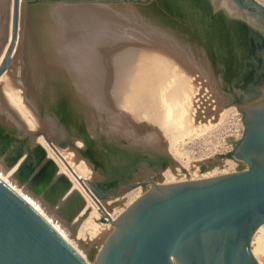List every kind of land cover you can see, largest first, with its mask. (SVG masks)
Masks as SVG:
<instances>
[{
	"label": "water",
	"instance_id": "water-1",
	"mask_svg": "<svg viewBox=\"0 0 264 264\" xmlns=\"http://www.w3.org/2000/svg\"><path fill=\"white\" fill-rule=\"evenodd\" d=\"M243 1H22L13 72L32 115H53L62 102L78 126L164 155L172 124L156 117L150 129L148 115H138L165 113L154 92L169 83L168 65L193 67L222 110L242 105L245 132L229 156L248 168L170 184L146 179L151 189L112 221L96 264H260L252 242L264 224V6ZM20 5L13 0L0 76L12 62ZM0 264L88 263L0 180Z\"/></svg>",
	"mask_w": 264,
	"mask_h": 264
},
{
	"label": "rangeland",
	"instance_id": "rangeland-1",
	"mask_svg": "<svg viewBox=\"0 0 264 264\" xmlns=\"http://www.w3.org/2000/svg\"><path fill=\"white\" fill-rule=\"evenodd\" d=\"M22 1L102 0H21L18 39L15 43L14 50L12 51L11 65L4 73V75L6 74L5 80H7L6 82L4 81V85H2L3 81L0 82L3 87L0 89V100L4 99L8 101L14 108L17 106L16 110L20 109L18 107L19 105H16L18 104L19 98L21 101L22 99L21 97L18 98L17 96L16 98L14 97V99L13 97L11 98L9 96L10 90H8V87H18L14 77L13 66H21ZM256 1L264 6V0ZM12 11V0L0 1V65L11 42L9 37L12 36L13 32ZM9 76L12 77L11 81L8 82ZM218 109L222 110L221 104L220 108ZM222 111H224V114L221 116L218 115L216 118H212L211 122H214V124L210 128L204 132L191 134L192 136L187 135L182 141H175V143L173 142L171 145V150L164 155L157 151L156 153L158 155H153L151 150L150 152H144L108 143L104 144L100 149L95 147V139H88L86 143H83V147H76L79 154L81 155L80 167L86 171H90L92 173L95 172L94 174L100 177L89 178L88 182L84 181V184L78 180L75 173L73 174V168L71 165L69 166L68 161L64 159L58 152V148L65 149L70 147L69 149H72L75 143L73 144L72 141V143L67 145L59 144V147H57L58 145L55 143L53 138H50L49 133L46 131H41L36 138H39V140L41 138L42 140L40 141L42 143H35L36 147L34 148L39 151H43L40 152L44 153V159L49 161L51 165L50 167L51 169L55 170L56 176L61 175V179L67 181L68 188H74V186H77L79 190L77 189L76 191H72L71 196H74L77 199L79 205L81 204V206H83L86 204L84 206L86 207L84 210L85 212L82 214L81 210L74 208L73 202H71L70 199L68 201L66 200V197H60V195L58 196V193H56L53 189H50L48 184L40 183L37 179H34V177H36L34 174L37 173L39 167L37 165V167L32 168L28 164L29 162L27 161V155L29 154H25V151L29 152L26 149H31V145L33 144L28 138L24 137V126L19 129L14 126L12 127L0 124V162L9 170L13 171L14 177L22 186H25V189H29L28 191L32 195H36V198L44 202V204L59 219H61L66 225L71 226L73 232L79 234L81 237L80 239L83 241L87 239L86 231L89 223L112 224L113 217H115L113 219L118 218V216H120L140 197H135V192L139 187L143 186V182H146V176H148L147 174L150 175V177L148 176L150 179L157 181L160 175L159 173H173L174 168L181 169V164L188 167L191 166V164L197 162H202V164L199 166V171L201 173L212 170L217 171L213 176L233 173L235 165L237 163H240L241 165V162H238V159L235 157H230L229 153L234 151L239 140H241L245 132L242 105H234ZM38 113L40 114L38 117L41 119L47 115L45 112H42V110H40ZM20 115V118H22L21 120H24V113H20ZM64 115L65 114L62 113L61 109L54 108L51 118H57V122L59 124L64 123L68 125L67 131L70 135H72V130H70L71 128L69 127L71 124L70 119L68 117L66 119ZM63 119H65V121ZM173 159L180 164L175 162ZM202 167H205V170H202ZM155 172L156 174H153ZM138 173H140V178L137 175ZM90 183H94L97 187H100L101 189L108 192L106 193L108 196L105 198L99 197L91 188ZM130 184H134L135 186L130 187ZM161 184L170 183L166 182ZM105 208L107 209L106 214L103 212L105 211ZM93 212L98 213V217L94 218L92 215ZM73 241L76 243V240ZM103 245L104 244L100 245L99 247L98 245H95L81 248L82 254L85 256V259L88 261V263L96 264L97 257L101 252ZM253 249L255 250L254 255L260 264H264V224L262 225V229L257 230L254 235L252 242V250Z\"/></svg>",
	"mask_w": 264,
	"mask_h": 264
},
{
	"label": "bare ground",
	"instance_id": "bare-ground-1",
	"mask_svg": "<svg viewBox=\"0 0 264 264\" xmlns=\"http://www.w3.org/2000/svg\"><path fill=\"white\" fill-rule=\"evenodd\" d=\"M9 38L11 39V36ZM192 69L193 67H188V70L190 72V74H188L180 66L174 64L168 65L167 73H168L169 83L165 84L159 91L154 92L155 94L159 95L158 97V101L160 103V105L158 106L159 109L165 111V113L151 114L146 110L143 113H139L138 115V118L140 120L144 119L143 116L148 115L147 123H148V128L150 129H152L151 120L156 117H164L170 124H172L171 145L173 142L175 143V141L177 142L182 141L187 135L189 136L191 134H197L206 131L214 124V122L213 123L211 122L212 118H216V116L218 115L221 116L222 114H224V111L218 109L220 108L221 100L219 99L214 88L205 83H202L203 81L202 78L195 80V76ZM11 77L10 76L8 77L9 79L8 82L11 81ZM5 78H6V74L4 75L3 73V75L0 76V82L3 81L2 85H4V81L6 82L7 80V79L5 80ZM8 82L7 84L9 85ZM2 85L0 84V89L3 88ZM8 90H10L9 96L11 98L13 97L14 99V97L16 98V96L18 98L21 97L18 87L13 88L10 86L8 87ZM19 100H18V104H16L19 105L18 106L20 108L19 110H16L17 108L16 105H15L16 108H14L12 107V105H10L8 101L4 99L0 100V124H4L5 126H12V127L14 126L19 129L24 126V131H23L24 137L28 138L29 141L33 144L31 145L32 147L31 149H26L29 152L25 151L26 152L25 154H30L32 151L36 150L34 148L36 147L35 143L37 142H39V144L42 143L40 141L42 140L41 138L40 140L39 138L38 139L36 138L41 131L48 132L50 138H53L55 143L58 145L57 147H59V144L67 145L69 143H72L73 141V144L75 143L73 146L75 149L73 147L72 149H69L70 147L65 149L58 148V152L64 159L68 161L69 166L71 165V167L73 168L72 169L73 174L75 173L85 182H88L89 178L98 177V175L94 174L95 172L92 173L80 167L81 155L79 154L76 147H83V143H86L88 139L90 140L95 139L96 140L95 147H98L100 149L104 144L108 143V144L122 146L128 149H136L139 151L150 152V149L123 145L101 134H98L88 128L78 126L70 108L62 102H60L55 107H53V109L54 108L61 109L62 113L65 114L64 117H66V119L67 117L70 119L71 124L69 125V127L71 128L70 130H72L71 132L72 135H70L67 131L68 125L64 123L59 124L57 122L58 119L51 118L52 116L48 113H46L47 115L44 114L45 116L42 119L38 117L40 116V114L38 113L39 111L36 114L32 115L28 110V108L25 106V104L21 100H20L21 102ZM20 113H24V120H21L22 118H20L21 116ZM63 120L65 121V119ZM151 153L153 155H158L156 153V150H151ZM46 161L47 160L44 159L43 163H45ZM201 164L202 162H197L191 164V166L188 167L181 164L180 165L181 169L174 168L173 173H169V174L164 172L159 173L160 174L159 178L157 179V181H155V183L156 184H161L166 182L174 183V182L205 178V177L213 176L215 172H217L216 170H212L209 172L201 173L199 171V166ZM153 174H156V172ZM137 175L140 178V173H138ZM147 175L150 177L149 174ZM148 176H146L147 179L149 178ZM61 178H62L61 175H58L53 178L55 192L58 194H63L62 197H66V200L68 201L70 199L71 202H73L74 208L81 210V214L84 213L85 212L84 210L86 209V207L84 206L86 204H84L83 206H81V204L79 205L77 199L74 196H71L72 191H76L78 189L77 186H74V188H67V181ZM0 180L3 183H5L10 189H12L16 194H18L24 201H26L36 212H38L76 250V252L85 261L86 259L85 256L82 254L81 248L85 246L89 247L95 245H98L99 247L100 245L105 243L107 238L111 235V233L114 230V225L112 224L89 223V226L87 227V231H86L87 239L82 241L80 239L81 237L79 236V234L73 232L71 226L66 225L61 219H59L44 204V202L36 198L35 197L36 195L35 196L32 195L28 191L29 189L28 190L25 189L24 188L25 186H22L18 182V180L14 177L13 171L9 170L1 162H0ZM151 187L152 184L150 182L144 187L143 186L139 187L135 192V197L142 196L144 193L149 191ZM103 212L106 214L107 209L105 208V211ZM92 215L94 216V218L98 217V213L93 212ZM113 218L112 221L115 220ZM260 229H262V226H260L258 230ZM73 240H76V243ZM253 253L255 254L254 249H253ZM86 262L88 263V261Z\"/></svg>",
	"mask_w": 264,
	"mask_h": 264
},
{
	"label": "flooded vegetation",
	"instance_id": "flooded-vegetation-1",
	"mask_svg": "<svg viewBox=\"0 0 264 264\" xmlns=\"http://www.w3.org/2000/svg\"><path fill=\"white\" fill-rule=\"evenodd\" d=\"M240 4L241 5H245V3H244L243 0H240ZM27 156H28L27 157V161L29 162L28 164H29L30 167L35 168V167H37V165L39 167L37 173L34 174V176H36V177H34V179H37L38 182H40V183L48 184L49 185V188L50 189H53L55 191L54 186H52V185H54V184H52L53 183V181H52L53 180V177H56L55 176V170L54 169H50L51 168L50 167L51 165H50V163H49L48 160L45 163H43V161H44V154L42 152H40L39 150L36 149L35 151H32ZM67 188H68V186H67ZM98 188H99V190L102 193H104V194L108 193L105 190L101 189L100 187H98ZM57 195L58 196L60 195V197H62L63 194H57Z\"/></svg>",
	"mask_w": 264,
	"mask_h": 264
},
{
	"label": "built area",
	"instance_id": "built-area-1",
	"mask_svg": "<svg viewBox=\"0 0 264 264\" xmlns=\"http://www.w3.org/2000/svg\"><path fill=\"white\" fill-rule=\"evenodd\" d=\"M238 162H241V165H240V163H237L235 165L233 172L243 171V170H246L248 168L247 164L244 161L238 160Z\"/></svg>",
	"mask_w": 264,
	"mask_h": 264
}]
</instances>
